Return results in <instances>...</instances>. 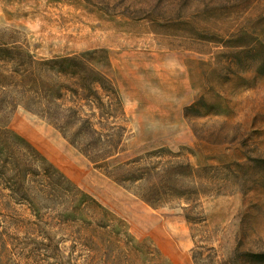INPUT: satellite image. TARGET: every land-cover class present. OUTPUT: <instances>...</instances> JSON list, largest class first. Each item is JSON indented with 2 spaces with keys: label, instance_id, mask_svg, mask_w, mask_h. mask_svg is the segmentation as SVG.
<instances>
[{
  "label": "rangeland",
  "instance_id": "rangeland-1",
  "mask_svg": "<svg viewBox=\"0 0 264 264\" xmlns=\"http://www.w3.org/2000/svg\"><path fill=\"white\" fill-rule=\"evenodd\" d=\"M0 264H264V0H0Z\"/></svg>",
  "mask_w": 264,
  "mask_h": 264
}]
</instances>
